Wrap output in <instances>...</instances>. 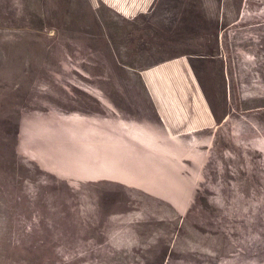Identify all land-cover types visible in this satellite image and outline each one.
Returning a JSON list of instances; mask_svg holds the SVG:
<instances>
[{
  "label": "rangeland",
  "instance_id": "rangeland-1",
  "mask_svg": "<svg viewBox=\"0 0 264 264\" xmlns=\"http://www.w3.org/2000/svg\"><path fill=\"white\" fill-rule=\"evenodd\" d=\"M0 264H264V0H0Z\"/></svg>",
  "mask_w": 264,
  "mask_h": 264
},
{
  "label": "crops",
  "instance_id": "crops-1",
  "mask_svg": "<svg viewBox=\"0 0 264 264\" xmlns=\"http://www.w3.org/2000/svg\"><path fill=\"white\" fill-rule=\"evenodd\" d=\"M121 12L127 14V10H125V9H123V8H122V11H121Z\"/></svg>",
  "mask_w": 264,
  "mask_h": 264
}]
</instances>
